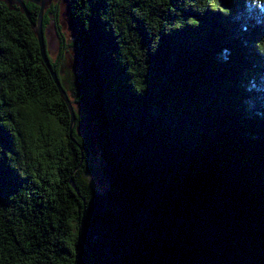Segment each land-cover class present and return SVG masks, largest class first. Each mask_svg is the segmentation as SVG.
I'll return each mask as SVG.
<instances>
[{"label": "trees", "instance_id": "16d2710c", "mask_svg": "<svg viewBox=\"0 0 264 264\" xmlns=\"http://www.w3.org/2000/svg\"><path fill=\"white\" fill-rule=\"evenodd\" d=\"M67 5L69 43L55 3L42 22L71 135L27 15L0 0V264H264V0Z\"/></svg>", "mask_w": 264, "mask_h": 264}, {"label": "rangeland", "instance_id": "374dc122", "mask_svg": "<svg viewBox=\"0 0 264 264\" xmlns=\"http://www.w3.org/2000/svg\"><path fill=\"white\" fill-rule=\"evenodd\" d=\"M53 3H55L58 7L59 22L62 27V31L65 34L66 42L69 43L73 38V30H70L68 28L70 16L67 9V0H52V2L49 5ZM45 35H46V39L48 40L47 48L49 54L52 58H54L57 52L58 38L52 20H50L49 23L46 25ZM79 70H80V64L74 54L73 47L68 45L64 55L63 63L61 65L60 73L64 77H70L71 74L76 73ZM75 106L78 107L79 105L76 104ZM86 129H89L88 131L90 135V141L93 148V152L90 154L88 160L90 165V170L88 171V175L93 185L98 191H105L109 187V180L102 172L100 153L94 141L97 132L96 125L90 123V125L88 126L86 122H82L77 127V130L80 134H83V132Z\"/></svg>", "mask_w": 264, "mask_h": 264}, {"label": "water", "instance_id": "95a60500", "mask_svg": "<svg viewBox=\"0 0 264 264\" xmlns=\"http://www.w3.org/2000/svg\"><path fill=\"white\" fill-rule=\"evenodd\" d=\"M4 1L8 6L11 5H18L21 7V9L25 12V14L27 15L31 27L33 29V32L35 33L37 40H38V44H39V50H40V55L42 57L43 62L45 63L46 67L48 68L52 79L60 93V96L63 98V100L65 101L68 111H69V115H70V122H69V134L71 135L72 133V128H73V124L75 122V112H74V108H73V104L67 94V91L65 90V88L63 87L57 72L53 69L52 65H51V60H50V54L47 48V43L48 40L46 39V35H45V28L43 27V11L44 9L52 2V0H27V1H31L35 4H37L39 6V13H38V17L37 19L34 21L28 14L27 12V8L25 6V0H2ZM67 9H68V5H67ZM69 12V10H68ZM68 28L70 30L74 29V24H73V20L71 17H69V23H68ZM74 139V138H73Z\"/></svg>", "mask_w": 264, "mask_h": 264}]
</instances>
